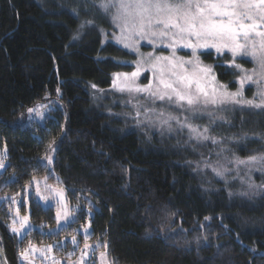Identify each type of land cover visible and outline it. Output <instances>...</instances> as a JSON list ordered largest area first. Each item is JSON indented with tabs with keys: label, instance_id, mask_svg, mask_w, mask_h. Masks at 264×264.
I'll use <instances>...</instances> for the list:
<instances>
[{
	"label": "trees",
	"instance_id": "obj_1",
	"mask_svg": "<svg viewBox=\"0 0 264 264\" xmlns=\"http://www.w3.org/2000/svg\"><path fill=\"white\" fill-rule=\"evenodd\" d=\"M100 4L0 0V154L6 149L7 160L0 196H18L47 172L60 178L80 211L90 201L87 242L109 264H264V162L236 163L264 155V109L221 108L222 120L207 128L219 140L216 153L209 139L195 144L186 132L145 134L96 98L133 59L105 40L111 25ZM198 56L226 90H235L242 70L253 66L244 55L232 64L229 53ZM253 89L245 85L243 98ZM45 100L56 103L52 114L29 122L26 111ZM29 206L34 224L55 223L53 207L32 199ZM10 207L0 202V246L8 264H19L24 242L8 230ZM63 230L52 237L34 230L31 240L58 241Z\"/></svg>",
	"mask_w": 264,
	"mask_h": 264
},
{
	"label": "rangeland",
	"instance_id": "obj_2",
	"mask_svg": "<svg viewBox=\"0 0 264 264\" xmlns=\"http://www.w3.org/2000/svg\"><path fill=\"white\" fill-rule=\"evenodd\" d=\"M114 5H118V0H112ZM175 2V0H173ZM101 12L104 13L105 17L109 19V25L111 27L104 31V38L107 43H113L121 49L128 51L133 59L126 62L129 66L122 72L113 73L112 80L110 82V87L108 89L97 91L96 98L106 100L111 108L123 113L124 117L135 120L140 126L139 129L144 131L146 134L150 132L159 133L160 136L166 137L175 134V132L181 131L186 132L188 141L192 140L197 143H203L210 140L215 145H212V149H218L219 145L216 144L219 140L213 138V135H208L207 128L211 124L218 123L222 120V116H217L219 110L224 107H228L230 104L233 105L234 102L227 101L221 102L220 96L222 93H234L241 89V79L245 74H251L254 69H258V64L253 60V66L250 70H242L237 81L238 87L235 90H226L224 87L221 88V84L213 81L212 76L215 77V72L213 66L208 63H204L202 59L198 56L200 53L205 51H212L214 54H224L229 53L232 60L229 62L232 64L234 56L228 48H223L221 51H217L215 47L207 48H197L196 57L198 58L200 67L210 66L212 72L207 75L205 79L201 81L205 90L209 93V98L213 95L216 96V103H205V98L201 95L199 100L194 105H188L185 101L177 103V98L172 94L171 100L167 96L163 100L159 99L157 96L152 95V93H171L172 89L166 88L165 83H172L174 88L180 91L190 90L193 95L197 93V87L195 82L192 83L190 89L183 88L180 84L176 83L178 76H183L185 74L196 73L203 77L204 74L199 72L197 68L195 59L193 57V51L191 48H185L183 43L178 41L190 40L192 43H196L195 37H188L186 34L180 35L176 34L177 29H168V35L164 37L153 36L152 32H159L164 30L163 24L149 27L145 24L143 32L139 31L140 19L139 17H128L127 19V30L123 35L128 36L127 41L119 39L122 36L121 28L124 27L125 19L114 21L113 17L120 14L118 6H111L107 10L101 8ZM167 13H162L161 17L166 16ZM250 23L251 21H246ZM135 25V29L133 28ZM257 31H264V26L259 27ZM107 36V37H106ZM259 37L255 33L250 34V40L259 41ZM240 43H245L243 37H238ZM175 43V47H169ZM130 45V46H126ZM239 56V55H238ZM236 56V57H238ZM251 60L249 55H244ZM157 57H169V60H159ZM179 58V59H177ZM193 60V63L189 64L186 61ZM184 62V63H182ZM175 65V66H173ZM139 68V75L132 77L131 73L136 72ZM175 73V75H174ZM115 74H128L125 76L117 77ZM117 81V85L121 83H127L131 87L130 89H125L123 91L119 90L118 86L113 85V81ZM161 81H164L162 83ZM254 85L253 94L249 99L243 98L245 93L242 89V98L245 100H254L255 103L260 102V97L254 95L257 92L256 83H245V85ZM264 88V83L260 85ZM244 88V87H243ZM137 89H147L146 91H137ZM215 89V93L213 92ZM237 97L236 99H240ZM99 101V100H98ZM100 102V101H99ZM56 103L51 100H45L41 104L33 105L28 109L27 120L29 122L38 121L42 123L45 118L52 114L51 110L55 108ZM120 116V115H119ZM191 125V128L189 127ZM186 128V129H185ZM192 129L196 131L193 132ZM193 136L194 138L190 137ZM215 136V135H214ZM203 137H207L204 139ZM217 137V136H216ZM216 146V147H215ZM54 152V151H53ZM52 152V154H53ZM51 154V155H52ZM6 155V149L0 154V163L4 167L0 168V174L4 171L7 164L4 156ZM47 163L49 161L47 160ZM46 163V164H47ZM215 172L214 168H212ZM48 172L36 177L32 180V183L27 184L18 196L4 195L0 196V202H12V207L7 210V218L9 221L7 223L8 230L11 234H14L16 238L24 243L20 246L18 251V261L19 264H109L108 260L104 256L102 258L101 252L96 253L94 247L96 243L87 242L88 235L91 234L90 226H88L89 217L92 216L93 210L87 205L90 203L86 200L84 203L87 205L84 207L83 211H80V207L76 204H71L67 192L64 190L63 186L48 177ZM39 190V191H38ZM61 193L63 200H61ZM46 198V199H42ZM39 202L44 208L53 207L55 223L48 227L41 224H34L30 217V200ZM13 200L15 202H13ZM91 204V203H90ZM3 207V205H2ZM65 210L70 213V216L64 218ZM58 213L63 219L58 220ZM28 217V223L25 225L24 229H21V234L14 233L12 227L20 228V222L24 217ZM85 217L84 225H79L77 222L80 218ZM69 225H75V229H64ZM34 230L40 232V236H51L61 230L64 231L60 240H53L50 243H36L31 240ZM73 231V233L68 236V232ZM73 237L76 238V242L73 243ZM85 245H88L85 248ZM31 246V247H30ZM28 250L26 256L21 254ZM93 254V255H92ZM97 257V261H95ZM83 258V259H82Z\"/></svg>",
	"mask_w": 264,
	"mask_h": 264
},
{
	"label": "snow or ice",
	"instance_id": "obj_3",
	"mask_svg": "<svg viewBox=\"0 0 264 264\" xmlns=\"http://www.w3.org/2000/svg\"><path fill=\"white\" fill-rule=\"evenodd\" d=\"M111 6H118L120 14L113 17L114 21L125 19L124 27L121 28L122 36L121 40L127 41L128 36L123 35L127 30L128 17H139L140 27L139 31L143 32L145 24L149 27L155 23L157 26L163 24L164 30L159 32H152L153 36L164 37L167 36L168 29H177L176 34L184 35L188 37H195L196 43H192L190 40L178 41L183 43L185 48H191L193 51V57L199 72L203 73L201 77L195 72L192 74H185L178 76L176 83L180 84L185 89H190L193 82L197 87L196 95H193L190 90L180 91L174 88L172 83H165L166 88L172 89L171 93H152L159 99L163 100L165 96L169 100L174 94L177 98V103L185 101L188 105H194L202 95L205 98V103H216V96L213 95L209 98V93L205 90L201 81L212 72L210 66L200 67L198 58L196 57L197 48H207L209 46L215 47L217 51H221L223 48H228L234 57L238 55H249L258 64V69H254L251 74H245L241 79V89L234 93L224 92L221 94V102L232 101L238 104L250 105L256 108L264 109V88L260 87L264 83V31H257L259 27L264 26V0H118V5H114L112 0H101L100 7L107 10ZM162 13H167L166 16L161 17ZM246 21H251L250 23ZM91 23V22H89ZM135 29V25H133ZM255 33L260 39L259 41L250 40V34ZM243 37L245 43H240L238 37ZM126 46H130L127 45ZM169 47H175V43L169 45ZM159 60H169V57H157ZM179 59V58H177ZM184 63V62H182ZM186 63H193V60L186 61ZM175 66V65H173ZM239 68V65H234ZM119 76H127L128 74H115ZM139 75V68L136 72L131 73L132 77ZM175 75V73H174ZM212 80L215 77L212 76ZM164 83V81H161ZM256 83L257 92L254 94L259 96L260 102L255 103L254 100H245L242 98V89L245 83ZM114 86H118L119 90L130 89V85L127 83H121L117 85V81H113ZM95 87V85H93ZM225 87L224 85L220 86ZM147 89H137V91H146ZM215 93V89H213ZM240 99H236L237 97ZM29 111H32L31 109ZM191 128V125H189ZM195 132V129H192ZM207 139V137H203ZM53 145H49L51 149ZM45 159L51 163L52 157L46 156ZM256 162H264V155L250 156L247 160H240L237 158V164H254ZM4 167L0 163V168ZM215 170V169H214ZM217 174H221L218 170ZM39 191V190H38ZM46 199V198H42ZM61 200H63L61 193ZM13 202H15L13 200ZM70 216V213L65 210L64 218ZM63 219L58 213V220ZM28 223V217H24L20 222V228L12 227V231L17 234H21V229L25 228ZM76 242V238L73 237V243ZM31 247V246H30ZM88 245H85L87 248ZM107 246L105 245V248ZM27 249L21 255L26 256ZM102 253V258L105 256ZM83 259V258H82Z\"/></svg>",
	"mask_w": 264,
	"mask_h": 264
},
{
	"label": "water",
	"instance_id": "obj_4",
	"mask_svg": "<svg viewBox=\"0 0 264 264\" xmlns=\"http://www.w3.org/2000/svg\"><path fill=\"white\" fill-rule=\"evenodd\" d=\"M56 180L61 184L63 185V182L60 180V178L56 177ZM0 264H8L7 260H6V257H5V254L3 253L2 251V248L0 246Z\"/></svg>",
	"mask_w": 264,
	"mask_h": 264
}]
</instances>
